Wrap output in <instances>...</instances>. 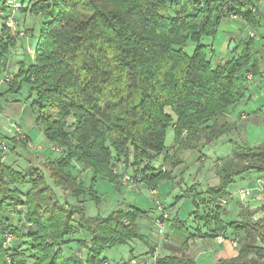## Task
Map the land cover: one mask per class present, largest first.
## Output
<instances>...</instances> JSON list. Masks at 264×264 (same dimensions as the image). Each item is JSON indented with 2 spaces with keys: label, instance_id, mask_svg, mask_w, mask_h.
<instances>
[{
  "label": "trees",
  "instance_id": "obj_1",
  "mask_svg": "<svg viewBox=\"0 0 264 264\" xmlns=\"http://www.w3.org/2000/svg\"><path fill=\"white\" fill-rule=\"evenodd\" d=\"M259 1L40 0L30 7L42 17L34 56L25 52L16 67L11 58L20 38L0 27V87L6 86L0 99L26 87L25 101L52 157L38 166L27 160L21 169L5 156L24 160L20 149L36 151L27 138H11L12 150H0V264H109L105 250L145 241L138 222L147 215L140 209L87 215V202L100 203L95 182L142 185L155 199L160 184L172 180L178 151L234 131L230 111L245 97L246 77L260 74L259 52L248 39L238 56L212 66L211 47L202 41L231 15L256 28ZM189 43L191 55L185 51ZM4 73L12 74L8 83H1ZM168 129L174 134L170 147ZM216 162L217 185L191 197V216L201 224L196 231L202 238L228 232L241 238L237 255L217 264H264V206L257 220L256 210L240 202L238 221L223 218L236 179L264 175V145H235L230 157ZM155 207L156 229L160 207L167 214L164 225L186 236L180 248L163 246L169 255L151 264H196L183 253L189 229L169 219V207L165 211L156 200Z\"/></svg>",
  "mask_w": 264,
  "mask_h": 264
},
{
  "label": "rangeland",
  "instance_id": "obj_2",
  "mask_svg": "<svg viewBox=\"0 0 264 264\" xmlns=\"http://www.w3.org/2000/svg\"><path fill=\"white\" fill-rule=\"evenodd\" d=\"M37 1L40 0H16V2L22 3V8L27 9L25 11L15 10L12 13V18L14 19L18 30H22L24 32V34L27 36V43L32 48H35L39 28L42 23L41 16L30 13V7ZM2 2L3 0H0V4ZM9 12L10 9L5 8V14ZM225 21L226 20L223 19L219 21L216 34L213 38H205L202 41L203 44L211 47V52L209 53L208 59L210 60L212 66H216L217 64L221 63L220 59H224V61H228L229 59H231V55L229 56V54L231 53L227 51V42L229 40V35H232V30L230 27H232V25L235 26L236 21H230L229 25L224 24ZM257 28L258 27L253 28V30H256ZM257 32L264 34V29ZM247 34L248 30L247 32H243L242 35L246 36ZM19 42L22 43V50L20 48L18 55L21 51L22 56L20 60H22L25 55V41L19 40ZM193 49V44L189 43L187 44L185 51L188 55H191ZM241 49L242 44H237V48L234 51L235 53H237L236 56L241 53ZM260 56H258L257 62L260 61ZM13 57H17V59L20 58V56H16L15 54L12 55V58ZM27 62L30 61L27 59ZM259 65H261L262 68L259 69L264 71V61ZM249 75L250 78H248L247 76L245 80L246 93L243 101L230 111V120L233 124H235L234 131L230 134L219 137L217 140L213 141V143H210L208 145H203V141H201L198 143V147L196 146L193 149L188 148L178 151L176 153V157L181 162L179 164L181 166L177 169L176 175H174V179H172L171 181H166L162 186H160V188H158V195H156L155 199L151 196L154 191L149 192V190H147L142 185H134L132 187V184L129 183V185H131L129 187H115L105 180H96L94 188L100 196V203L98 206H96L93 202H87L86 213L88 216H95L97 214L106 216L108 212L112 210H125L131 206L146 212L147 215V217L141 218L138 222L140 232L145 237V241L140 242L138 240H134L132 242L130 241L126 243L125 245L105 250L102 257H104L109 264H140L143 262L149 264L150 260H152V254L156 253L155 250L149 252V261L146 260L142 262V259H144L146 256L145 254L148 251V246L158 242V240L160 239L158 230L153 225V219L159 215V212H157L155 207V200L158 201L162 206H168L176 199L175 197L179 196L183 197L181 198V205L177 206L179 207L178 212L181 215V220L183 221L184 225L189 229L188 232L191 236L190 238L194 241V244H190L188 245V247H190L195 253H201L199 254L200 257H197L198 264H215V254L213 253V251H211V249L206 250V252L203 253V249H196V246H198L200 242H207L211 239L202 238L203 233L199 235L196 231V228L200 227L201 224L194 221V217L191 216V213L194 209L191 202V197L195 194H198L199 192H205L208 187L216 183V178L214 176V168L217 163L216 160L230 157L235 145H245L251 148L264 145V90L263 87L258 86V84L261 83L259 82L260 77H263L262 79H264V72H260L259 75H256L254 77H251V74ZM260 89H262L263 91L259 92ZM1 90H6V86L2 85ZM26 92V87H23L20 94L10 95V98L8 97V99H21L22 102H24L23 100L26 99L27 96ZM29 102L30 101H28L27 104H29ZM7 104L12 103H8L3 98L0 99V105ZM0 127H2L3 129L2 134L8 131H10L9 134H14V129H11L10 124H5L3 126L0 124ZM173 135L174 134L171 129H168L166 131L165 144L169 147L171 146ZM29 145L34 148V146L36 147L37 145H40V142L35 138L32 140L33 146L31 144ZM19 152L26 161L28 160L34 166L42 164L41 157H39L38 155L39 153L30 149L28 146L26 148L20 149ZM9 160L11 161L12 159L10 155L7 154L5 156V161L7 163H10ZM164 168L165 170H169L170 165H168L167 163L166 165H164ZM247 183L248 188L251 186L255 187L256 189L253 191V196L251 198H249V196V199H245L244 202L247 205L253 202H261L264 205V199H262V196L264 195V176L259 173H253L251 176H249L247 181H242L241 183L237 182L231 185L230 190L233 191L232 194H234L232 197L233 201L227 206V208L229 212L232 209V213L229 214L227 212L226 219H224L225 222L228 223L233 221L235 222L236 220L238 221V206L241 204L236 203L237 201H239L236 193L243 186H246ZM57 191L58 194L61 195V192L59 190ZM163 199H166L167 202H164ZM169 208L171 209L172 207L169 206ZM169 208L165 207V211L168 212ZM203 210L204 207L199 208V213L201 214ZM255 210L257 214L253 216V219L257 220L261 217L260 213H262V211H259L260 209ZM171 233L172 231L166 225H164L163 234L161 235V246L169 245L168 241L171 240V238L169 237ZM228 234L229 232L220 236L223 237L224 241H228L229 244L235 241L237 247H233L231 243V251H234L235 254H237L240 249L239 244L241 238L232 239V236ZM181 236L185 237L186 232H181ZM81 237V234L77 235V238ZM73 250H77L76 253H80L79 255L82 256V252H79L80 250L76 249V246L73 247ZM70 253L71 252H65V254L67 255H69ZM183 253L186 254V251H184ZM161 255L162 254H159L157 256L159 257Z\"/></svg>",
  "mask_w": 264,
  "mask_h": 264
},
{
  "label": "crops",
  "instance_id": "obj_3",
  "mask_svg": "<svg viewBox=\"0 0 264 264\" xmlns=\"http://www.w3.org/2000/svg\"><path fill=\"white\" fill-rule=\"evenodd\" d=\"M1 4H0V7H1ZM26 9L23 8L22 11H25ZM258 12H259V15H260V22H259V25L257 26L258 28L256 30H253V28H250L246 24V22L243 19H241V18L231 19L230 17H227V18H222V19L226 20L224 22V24H226V25H229L230 21H236L235 22V26L234 25H232V27L229 26L231 28V30H232V33H231L232 35H229V40L227 42V48H228L230 42H234V44H235V46L237 48V44L241 45V43L243 41L248 40V39H252L254 41V43L256 44V47H257V50H258L259 54L261 55V56L260 55H258V56H260V58L264 61V46H263L264 34L257 32V31H260V30L264 29V28H262V27H264V2L261 1V0L258 3ZM247 30H248V34L246 36L242 35L243 32H245V31L247 32ZM20 31L23 32L22 30H20ZM21 47H22V43L18 42L17 43V49L15 50L14 54L16 56H20V58L17 59V57H13L12 58V62H11L12 66L14 65L16 67V64H18V62L21 59L22 52L20 51V54L18 55V52H19ZM21 50H22V48H21ZM227 51H229V49ZM229 53H231V54H229V56L231 55V59L236 57V55H237V53H235L234 51L233 52L229 51ZM261 59L258 62V65L263 63V61ZM220 60H221L220 61L221 63H219V64H223L224 62H226V61H224V59H220ZM259 68H261V65H259ZM260 72L263 73L264 71L260 70ZM262 78L263 77H260L259 82H261V83H259L258 86L259 87H263V90H264V82H263L264 79H262ZM263 90L260 89L259 92H261ZM4 91L5 90H1V87H0V94L3 93ZM23 101L24 102H22L21 99L20 100L19 99H17V100L16 99H12V100L8 99L7 102L8 103H12V104L0 105V124L2 126L5 125V124H10L11 125V129H12L13 126H15V128H17L19 130L18 133H15L16 131L14 129V131H13L14 134H11V133L9 134L10 131L2 134L3 133V129H2V127H0V137H3L5 139H7V140H9L11 138H14V137L27 138L28 139V143L31 144V145H32V140L36 138L37 140H39L40 145H37L36 147L34 146V148H35L36 152L39 153L38 155H39V157H41V163L43 164L44 161L46 159H48V157L50 159H52V157L49 156V154H50L49 146L45 145L44 137L42 135V132H41L40 128L36 124L35 117H34L32 111L30 109V105L27 104V102H25V99ZM229 119H231V116H229ZM10 157L12 159L10 161V163L15 161L16 162V167H18V168L24 169L25 165L26 164L28 165V163H27V161H25V159L24 160L23 159H19V158L13 156V155L10 156ZM159 161H160V158H159ZM158 163L159 162L154 163L155 166H157ZM180 163L181 162H179L178 165L175 167L172 179H174V177H175L174 175H176L177 169L181 166V165H179ZM13 167L16 168L15 166H13ZM252 174L253 173H249V174H247V175H245V176H243V177H241L239 179H236V181L234 183H237V182L241 183L242 181H247L249 176H251ZM262 176H264V175H262ZM217 182H218V180L216 178V183L214 185L210 186V187L216 186ZM164 183L165 182H162L160 184V186H162ZM49 184L53 188V190L56 192V194H58L57 188L53 185V183L51 181H49ZM160 186L158 188H160ZM242 188H248V183L246 184V186H243ZM230 189H231V186L229 188V191L232 194L233 191H231ZM248 189L252 190L251 196L249 197V198H251L253 196V191L256 188L250 186ZM180 192H181V188H180ZM156 193H157L156 195H158V190L156 191ZM182 197L183 196L175 197L176 199L173 202H171L168 206L164 205V207H169V206L172 207L171 209H169V212H170L169 213V219H176L180 223H183V221L181 220V215L178 212V208L179 207H177V206L181 205V198ZM262 199H264V195L262 196ZM163 200H164V202H167L166 199H163ZM232 201H233V198H232ZM236 203H239V201H237ZM243 205L245 207H249L251 210L259 209L260 207L264 206L261 202H253V203H250L248 205L244 202ZM231 211H232V209L230 210V212L228 211V213L229 214L232 213ZM110 212H108V214ZM156 217H155V219H156ZM223 218L226 219V217H223ZM155 219H153V225H154V220ZM187 229H188V227H187ZM169 237L171 238V240L168 241V244L171 245L174 248H180L181 247V243L185 240V237H182L181 236V232H179L177 230H173ZM211 240H213V241H211ZM211 240H209V241L205 240L207 242H203V241L200 242L199 245L196 246L197 247L196 249L197 250L198 249H203L202 253L206 252V250L211 249V251H213V253L215 254V257H214L215 258V264H217V262L220 259L233 258V257H235L237 255V254H235L234 251H231L232 246H231V243L229 244L228 241H223L221 244H218L215 239H211ZM161 241L162 240H161V235H160V239L158 240V242L148 246V251L145 254L146 255L145 258L142 259V262L146 261V260L149 261L148 260V258L150 256L149 252L152 251V250H155V252H156V253L152 254V256L153 255L162 254L159 257H163V256L169 255L170 252L163 248L164 245L161 246V244H160ZM188 244L189 245L190 244H194V241L190 239L188 241ZM199 254H201V253L193 252L190 247H188V250L186 251V255L189 256L190 258H192L196 264H198L197 263V257H200ZM151 263H152V260H150L149 264H151ZM140 264H146V263L143 262V263H140Z\"/></svg>",
  "mask_w": 264,
  "mask_h": 264
},
{
  "label": "built area",
  "instance_id": "obj_4",
  "mask_svg": "<svg viewBox=\"0 0 264 264\" xmlns=\"http://www.w3.org/2000/svg\"><path fill=\"white\" fill-rule=\"evenodd\" d=\"M264 1V0H262ZM5 8L10 9V12L5 14ZM22 8V3L16 2V0H3L2 2V6L0 8V27L2 25L6 26L7 28H9L13 33H17L20 40H24L25 41V47H24V51L27 53V55L32 59L34 56V51L32 49V47H30L27 43V36L24 34V32H21L20 30H18L17 25L14 22V19L12 18V13L15 10H20ZM231 19H236L237 17L235 16H229ZM12 74L9 73H4L3 79L1 81V83H8L10 80H12ZM248 78H250V75H248ZM13 129H15V133H18L19 130L17 128H15V126L12 127ZM3 142L0 141V150L1 151H6L7 147H4ZM252 190L248 189V188H241L237 191L236 195L238 197V200L240 203H244L245 199H247L249 196H251ZM234 194H232L233 197ZM222 204H225L224 201H222ZM158 210L161 212V219L159 221H157L156 223V227L158 229V233L160 235L163 234V229H164V221L167 218V214L166 212H162L161 208L158 207ZM216 242L218 244H221L224 240L223 237L219 236L216 239ZM232 246L235 247L236 244L235 242H231ZM157 255H153L152 256V262L155 261V259L157 258Z\"/></svg>",
  "mask_w": 264,
  "mask_h": 264
},
{
  "label": "water",
  "instance_id": "obj_5",
  "mask_svg": "<svg viewBox=\"0 0 264 264\" xmlns=\"http://www.w3.org/2000/svg\"><path fill=\"white\" fill-rule=\"evenodd\" d=\"M217 19H218V15L214 14L213 17H212V24L213 25L216 24ZM228 49H229L230 52H233V51L236 50V46H235L234 42H230L229 43ZM30 104H31V102H29V105ZM2 144H3L4 147H7V149L9 151L12 150V144L9 142V140H4Z\"/></svg>",
  "mask_w": 264,
  "mask_h": 264
}]
</instances>
